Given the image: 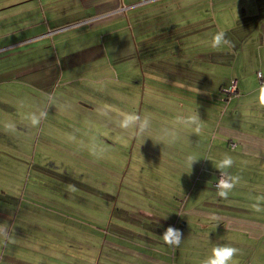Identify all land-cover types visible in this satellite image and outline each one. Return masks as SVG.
I'll return each instance as SVG.
<instances>
[{
	"label": "rangeland",
	"instance_id": "rangeland-1",
	"mask_svg": "<svg viewBox=\"0 0 264 264\" xmlns=\"http://www.w3.org/2000/svg\"><path fill=\"white\" fill-rule=\"evenodd\" d=\"M156 1L116 0L111 19L95 24L86 21L96 17L91 8L84 13L75 3L57 9L51 26L58 31L47 56H32V72L17 69L16 94L0 97V148L14 155L0 159V186L6 188L0 198L14 205L0 203V212L29 215L33 235L45 230L54 264H202L210 241L233 246L224 234L231 233L230 220L210 212L249 196L236 183L220 197L219 173L238 177L243 169L264 181V160L255 156L264 142L250 138L264 139V106L246 107L245 97V108L233 112L226 93L201 87L208 75L184 83V77L196 78L190 70L199 65L187 60L206 42L197 37L199 43H191L201 25L189 24L209 7L187 11L179 0ZM227 16L216 17L225 32ZM228 63L223 68L232 73L235 62ZM243 65L248 94L254 77L262 83L264 56L261 61L257 52L247 53ZM237 70L241 78L242 63ZM5 85L0 82V89ZM193 114L199 122L189 126ZM135 117L149 119L150 129ZM224 153L234 160L229 169L217 164ZM190 156L192 168L186 166ZM168 227L182 232L179 246L162 240ZM74 245L79 251L72 254Z\"/></svg>",
	"mask_w": 264,
	"mask_h": 264
},
{
	"label": "crops",
	"instance_id": "crops-1",
	"mask_svg": "<svg viewBox=\"0 0 264 264\" xmlns=\"http://www.w3.org/2000/svg\"><path fill=\"white\" fill-rule=\"evenodd\" d=\"M58 2V0H0V82H6L4 88L0 89V97L3 94L4 100H9V97L4 94L5 92L12 97L16 94V88L13 87L15 86L16 70L28 68L24 71L32 72L31 66L35 62L32 56L38 57L37 61L40 60V57L45 59L47 56V49L53 45L54 36L58 31L57 29L53 30L54 28L51 26L52 17H54L57 9L60 10L64 6L71 8L75 3L84 13H87V9L91 8L93 12H96V17L91 18L89 16L90 19L86 21L95 24L104 20L109 21L111 19L109 16L112 15L110 13L117 8L116 0H62L61 3ZM193 6L209 7L205 16H201L199 13V16L192 19L189 24L199 23L201 25V30L198 32L200 35L194 33L195 39L191 43L195 45L199 43L197 37L206 42L199 43V45L203 44L205 48L201 50L199 55H196V58L190 57L187 60L190 67L193 62H199V65L194 73L191 71L192 69L190 70V74H194L196 78L184 77V83L190 86L192 83L201 82L200 78L208 75L210 78L208 76L206 77L208 80L203 78L204 84L201 87L209 90L211 94H216L214 92L217 91L226 93L225 95L228 97L225 101L229 103L233 112L235 109L243 107L241 103L245 97H249L246 107L264 106V101L261 100V95L264 93V75H262V83L254 77L248 86L249 92L247 94L244 84L248 79L244 75L243 65L247 59V53L257 52L258 59L261 61L264 56V0H198L196 2L179 0V8L190 11ZM223 15H229L227 20L231 23L226 32L221 30V27L219 29L216 23V17ZM205 21L207 23L202 25ZM221 32L224 33L227 43L214 46V37ZM228 59L235 62L232 73L223 68L229 64ZM19 61L25 64H18ZM214 63L216 64L215 69L212 66ZM223 63H225L224 66ZM241 63L243 71L240 78L237 68ZM38 69L41 72L42 67L38 66ZM208 69L213 71L211 76L207 73ZM224 74L227 76L228 86L232 83L235 84L234 94L224 90ZM2 75L3 79H1ZM236 77L239 79L237 80ZM30 86L31 84L28 83V89ZM250 94L253 95L249 96ZM31 117L38 118L34 115ZM229 134L235 136L240 142L244 141L241 133L230 132ZM250 138H253L255 142H264V139L258 136H250ZM256 153L255 156L262 157L264 160V151L259 149ZM9 154L14 158L12 153L0 148V159H2L1 157H10ZM233 154L242 155L239 151H234ZM248 157L253 158L252 155ZM239 170L243 173L238 174L239 181L237 184L239 186L237 189L252 198L243 197L244 200L240 201L233 199L231 205L224 203L223 210L210 213L217 220H230L228 222L231 233L224 232V234L231 238L233 247L240 249V253L234 258V264H264V181L257 177H248L250 171ZM224 173L231 174L232 171L227 170ZM0 188L6 189L4 186H0ZM3 190L0 191V197L4 195ZM7 190L10 191V187ZM258 192L262 195L261 197H255ZM22 201L23 199H21L20 205ZM0 203H5L7 207L13 205L12 202L1 198ZM257 207H259V211H257ZM0 214H2L0 215V264H48V261L54 264V258L49 259L47 257L49 252L47 251L48 239L44 238L45 230L34 231L35 234L33 235L29 215H9L1 212ZM41 220L42 217L36 221L42 222ZM78 243L80 242L78 241ZM38 247H42L40 252L36 249ZM78 251L79 245H74L70 250L72 254ZM52 253H55V249ZM32 257L36 260L32 261ZM77 260L74 262L73 259H69L66 263L91 264Z\"/></svg>",
	"mask_w": 264,
	"mask_h": 264
},
{
	"label": "clouds",
	"instance_id": "clouds-1",
	"mask_svg": "<svg viewBox=\"0 0 264 264\" xmlns=\"http://www.w3.org/2000/svg\"><path fill=\"white\" fill-rule=\"evenodd\" d=\"M222 43H227L224 37V33H218L214 37V46H219ZM260 75H264L261 73ZM261 100L264 101V93L261 95ZM137 121H141V117H135ZM142 127L144 131H147L151 127V121L147 118L142 119ZM199 118L198 114H193L188 118L186 123L189 126L198 125ZM125 126H127V122H125ZM196 162L193 157H188L186 161V166L191 167L193 163ZM218 167L220 169H229L233 166L234 160L233 158L224 153L217 161ZM239 181V177H234L229 175L228 173H224L223 177L219 180V192L218 195L222 198H227L229 196L230 191L235 187L236 183ZM259 207H257V211H259ZM164 243L170 246H179L182 242V232L179 229L168 227L164 230L161 235ZM240 253V249L237 247H233L226 243H216L211 242L209 244V252L203 258L202 264H234V258L238 256Z\"/></svg>",
	"mask_w": 264,
	"mask_h": 264
},
{
	"label": "built area",
	"instance_id": "built-area-1",
	"mask_svg": "<svg viewBox=\"0 0 264 264\" xmlns=\"http://www.w3.org/2000/svg\"><path fill=\"white\" fill-rule=\"evenodd\" d=\"M229 92L230 93H235V89H236V87H235V84L234 83H232L230 86H229ZM223 177V174L222 173H219V175L217 176V185H219V180L221 179Z\"/></svg>",
	"mask_w": 264,
	"mask_h": 264
}]
</instances>
